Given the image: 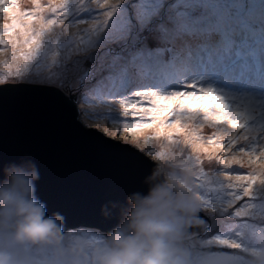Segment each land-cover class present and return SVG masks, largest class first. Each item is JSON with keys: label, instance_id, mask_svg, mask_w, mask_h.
<instances>
[{"label": "snow or ice", "instance_id": "6c2138e0", "mask_svg": "<svg viewBox=\"0 0 264 264\" xmlns=\"http://www.w3.org/2000/svg\"><path fill=\"white\" fill-rule=\"evenodd\" d=\"M25 85L167 165L188 264H264V0H0V94ZM114 220L64 227L99 244Z\"/></svg>", "mask_w": 264, "mask_h": 264}, {"label": "clouds", "instance_id": "9594fccd", "mask_svg": "<svg viewBox=\"0 0 264 264\" xmlns=\"http://www.w3.org/2000/svg\"><path fill=\"white\" fill-rule=\"evenodd\" d=\"M39 179L31 160L3 169L0 264H188L185 234L192 212L185 201L192 196L164 162H156L142 189L113 203L116 223L100 234L99 244L68 235L65 217L49 214L37 195Z\"/></svg>", "mask_w": 264, "mask_h": 264}, {"label": "water", "instance_id": "95a60500", "mask_svg": "<svg viewBox=\"0 0 264 264\" xmlns=\"http://www.w3.org/2000/svg\"><path fill=\"white\" fill-rule=\"evenodd\" d=\"M52 99L39 86L0 94V178L6 166L31 160L40 171L37 195L49 214L61 213L69 227L96 226L114 217L113 203L143 188L151 162L110 147L119 140L76 123L72 107Z\"/></svg>", "mask_w": 264, "mask_h": 264}, {"label": "rangeland", "instance_id": "374dc122", "mask_svg": "<svg viewBox=\"0 0 264 264\" xmlns=\"http://www.w3.org/2000/svg\"><path fill=\"white\" fill-rule=\"evenodd\" d=\"M41 2L43 4H47L49 2V0H44V1H41ZM204 2L208 3V4H214V3H217V2L238 4L240 2V0H204ZM84 15L85 16H90V15H92V11L89 9V10L84 12ZM3 71H6V69H3ZM85 109L86 110L84 112V119L87 121L89 119H93L95 113L103 112L104 111V106L102 104H100V102H97L95 105L85 104ZM99 123L103 124L104 122L100 121ZM119 135H126V134L121 129L119 131ZM127 135H130V134H127Z\"/></svg>", "mask_w": 264, "mask_h": 264}, {"label": "bare ground", "instance_id": "6f19581e", "mask_svg": "<svg viewBox=\"0 0 264 264\" xmlns=\"http://www.w3.org/2000/svg\"><path fill=\"white\" fill-rule=\"evenodd\" d=\"M133 81H135L134 78H130V79H129V82H128V83H129V86H131L132 84H134V83L136 82V81H135V82H133Z\"/></svg>", "mask_w": 264, "mask_h": 264}, {"label": "trees", "instance_id": "16d2710c", "mask_svg": "<svg viewBox=\"0 0 264 264\" xmlns=\"http://www.w3.org/2000/svg\"><path fill=\"white\" fill-rule=\"evenodd\" d=\"M41 1H44V0H41ZM22 2H23V0H22ZM53 2H55L54 0H53ZM133 82H135V81H133ZM103 91V90H102ZM210 131V130H209Z\"/></svg>", "mask_w": 264, "mask_h": 264}]
</instances>
